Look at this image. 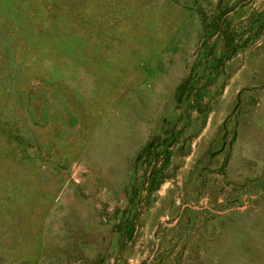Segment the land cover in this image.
I'll list each match as a JSON object with an SVG mask.
<instances>
[{"label": "rangeland", "instance_id": "obj_1", "mask_svg": "<svg viewBox=\"0 0 264 264\" xmlns=\"http://www.w3.org/2000/svg\"><path fill=\"white\" fill-rule=\"evenodd\" d=\"M0 264H264V0H0Z\"/></svg>", "mask_w": 264, "mask_h": 264}]
</instances>
